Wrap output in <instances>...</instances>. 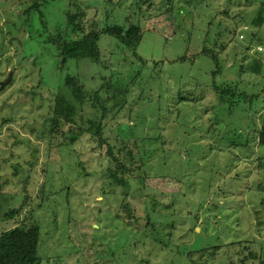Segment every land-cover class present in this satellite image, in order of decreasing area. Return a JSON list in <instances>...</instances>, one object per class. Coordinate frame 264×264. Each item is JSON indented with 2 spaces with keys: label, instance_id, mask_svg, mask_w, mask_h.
<instances>
[{
  "label": "rangeland",
  "instance_id": "rangeland-1",
  "mask_svg": "<svg viewBox=\"0 0 264 264\" xmlns=\"http://www.w3.org/2000/svg\"><path fill=\"white\" fill-rule=\"evenodd\" d=\"M78 1L0 0V81L14 71L9 83L0 89V216L7 209L6 202L16 208L23 201V195L28 196L18 215L9 221L0 220V232L19 224L37 222L40 226L39 264H119L110 251L116 248L117 240L119 244L128 235L124 229H131L137 233V239L141 238L143 230H150L144 228L146 213L154 219L170 222L169 216L160 218L159 212L152 210L150 204L154 198L167 205L176 200L178 213L173 218L174 227L170 229L175 245L183 240L185 247L191 249L223 243L226 246L240 238L264 242V228L259 233L254 231L251 208V205L260 206L256 199L264 198V189L259 193L254 188L257 170L249 165L248 157L236 159L234 154L239 152L235 148L232 153L226 142L203 131L207 123L202 116L195 117L193 102L188 103L185 108H192L187 109L189 113L182 114L178 122H175L173 110L172 122L159 123L155 110L157 93L163 92L168 82L165 92L176 94L178 83L176 75L168 77L167 73L162 74L164 77L159 78L160 82L156 77L161 65L152 63L153 59L171 60L183 55L186 47L182 38L188 30H192L188 56L194 60L193 56L202 48L203 30L207 26L205 13L210 11L212 14L218 8L228 10L233 19L219 17L224 18L222 23L227 26L224 34L213 38L215 31L210 33L211 42L217 43L215 49L223 48L221 58L225 62L221 60L220 77L214 78L213 85L204 84L203 90L206 105L221 104V97L214 87L216 84L221 88H233L240 68L233 66L232 55L238 53L239 61L243 54L238 46L250 45V53L258 50L264 59V23L260 29L248 25L264 0H200L201 9L193 6L195 0H83L80 7L90 8L82 19L87 28L126 27L138 19L143 38L136 52L148 62L143 64L132 59L130 54H121L115 46L116 39L102 34L99 40L102 65L88 59L69 60L61 70L54 41L77 37L76 33L68 32L71 29L66 28L65 15ZM191 8H195V13L190 12ZM252 30L258 31V37L250 40ZM189 65L182 66L179 72L189 70ZM213 65L212 61H206L200 68L191 67L190 71L197 77L206 76V73L209 76L208 71L214 68ZM67 73L85 81L87 89L99 85L103 81L101 75L113 89L124 90L130 86L140 92L138 101L132 95V102L137 101L139 105L135 114L147 116L148 124L162 134L155 142L154 151L148 150L150 156L145 157L149 162L146 170L155 175L148 183L140 181L143 165L135 163L127 170L113 167L108 162L105 147H97L89 136L70 143L62 127L51 131L52 104ZM254 82L258 83L255 88H260L264 76L261 82ZM149 95L157 102L149 103L146 100ZM224 96L229 98L228 94ZM169 102L174 108L175 102ZM235 107L233 114L226 118L221 134H231L236 143H244L248 118L241 108ZM163 111L166 115L167 110ZM259 115L255 114L252 120L255 126ZM126 120L131 121L122 118V121ZM132 121L135 122L133 117ZM141 127L139 123L138 131ZM125 148L119 150L121 161L128 160L133 153L130 146ZM121 176L126 179V185L114 182L115 177ZM232 176L234 179L230 178ZM25 179L26 192L22 188ZM260 180L264 185V169L260 172ZM41 184L44 189L38 191ZM219 190L221 193L217 196L214 191ZM197 211L199 218L195 219ZM193 226L201 233L194 234ZM159 232L166 234V227ZM143 238L141 242H145L146 247L130 246L124 256L128 260L122 264H134L139 256H148L145 251L151 240L150 237ZM126 244H131V240ZM231 248L228 251L221 248L224 254L208 264L230 262L235 258ZM255 249H259V243ZM152 256L150 264H160L163 255ZM168 262L185 264L182 259L173 257H169Z\"/></svg>",
  "mask_w": 264,
  "mask_h": 264
},
{
  "label": "trees",
  "instance_id": "trees-1",
  "mask_svg": "<svg viewBox=\"0 0 264 264\" xmlns=\"http://www.w3.org/2000/svg\"><path fill=\"white\" fill-rule=\"evenodd\" d=\"M80 2H83V0H79L77 3L74 2L72 4L74 5V9H67L65 15L67 24L66 28L71 29V31L68 32L76 33L77 37H65L62 41H54V46L57 49L58 58L60 60L59 69H65L69 60H75L78 62L82 59H88L92 63L100 65L102 51L99 40L102 34H108L116 39L115 46L122 51L121 54H130L132 59L136 58L137 61L140 60L143 64H147L148 60L141 58L136 52V48L139 46L143 38L142 27L141 24L138 23V19L135 20L136 22L134 23H128L126 27L113 25L103 28L100 26L98 28H87V24H83L82 19L86 17L89 7L81 8ZM193 6L201 9V1L195 0V5L193 4ZM195 8H191L190 12L194 11L193 13H195ZM220 16L230 19L234 18L228 10L221 11L219 8L215 9L212 14L209 13V15L206 16V18L208 17V20L206 24L207 26L203 30L204 39L202 41V48L200 52L193 56L194 60H190L188 56L192 30H188L185 37L182 38L186 47L183 55L171 60H152L154 66L157 65V63L161 65L159 70H157V79H162L164 77L162 74L167 73L168 77L176 75L175 78L178 83L176 94H168L165 92V88L169 86L168 82L165 83L164 91L157 93L158 103L155 105L156 117H158L159 123H163L164 120L168 123L172 122L170 117L174 110V119L175 122H178L182 114L186 115L189 113L187 112V109H191L192 107H185H187L189 102H193L196 110V112H194L195 117L200 115L202 116V119L206 121L205 123H207L206 129L203 131H207L214 139L226 142L230 146L229 149L232 153L235 152L233 151L235 148L236 151L239 152L234 154L236 159L248 157V160H250L249 165L257 170L255 174L257 181L254 184V188L259 192L264 189L262 180H260V172L264 169V83L257 89L255 86L258 83L254 82V80L259 82L262 81L264 76V59L261 52L258 50L254 53H250V45H237L238 48L241 49L240 53L243 54L239 61L238 53L232 55L233 66L240 68L238 76L234 79L233 88H221V85L217 86L215 84L214 88L220 95L223 104L218 103L212 106L206 105L207 98L203 93L204 84L213 85L214 78L220 77L219 70L221 69V60L225 62L224 59L221 58L223 48L216 50L215 47L217 46V43L211 42L213 40L210 38V33L212 31H215L213 38H216L217 36L224 34L225 30H227V26L223 25L225 23H222L224 18L221 19L219 18ZM125 17L128 19V16ZM263 23L264 2L260 4L256 14L250 18L248 25L251 28L260 29ZM191 26L193 28V21L191 22ZM252 37L257 38L258 31L255 32L252 30L249 39L251 40ZM205 58L208 59L206 61H212L214 63V68H211V70L208 71L210 77L207 73L206 76L203 77H197V74H191V67L197 66L200 68V64H206ZM186 64H190L189 70L186 68L185 71L181 70L180 73L179 69ZM166 67H168V72H166ZM153 69L155 71V67H153ZM173 69L177 70L178 73L173 71ZM183 72H185V74H183ZM98 74L100 73L98 72ZM248 75L250 76V79ZM100 78L103 81L99 85L87 89L85 81L81 80L77 75L70 73L65 74L63 83L55 94L51 108V116L49 119L51 131L62 127L63 134L67 137V140L70 143H75L82 136H89L97 147H105L104 151H106L108 162L119 170L130 169L135 163L137 166L143 165L144 174L143 177L140 178V181L141 183L146 184L151 179V176L155 175L149 174L146 170V166L149 162L148 159L145 160V157L150 156L148 150L151 149L150 152L154 151L153 147L155 142L162 137L161 131L157 133L154 130V127H151L148 124V120H146L147 116L135 114L139 109V105H137L136 102L141 96L140 92H135V88H131L130 86H127L124 90L113 89L108 80L104 81V77L101 75ZM209 78L211 81H208ZM161 81L162 80H160V82ZM223 83H225V80L221 82V84ZM226 94L229 95L228 99L224 96ZM132 95L134 100H137L135 103L132 102ZM146 98L149 103H154V100H157L155 98L153 99L151 95ZM170 100L175 102L173 106L174 108L170 107ZM183 102L184 104L182 105ZM224 104L226 106H223ZM235 105L241 108L244 115L248 118L246 125L247 133L244 143H236L231 134H221L225 120L233 114L236 108ZM163 110H167L166 115L163 114ZM223 110H226L225 114L223 113ZM246 111L247 113L245 114ZM255 114H260L257 126L254 125L255 121H252ZM132 117L135 122L132 121ZM122 118L130 119L131 121H122ZM128 122L131 125L128 124ZM139 123H141L142 127L138 131L137 127ZM147 126H150L149 129H147ZM179 126L180 125H178V127ZM193 127H196V125ZM129 146L132 148L133 153L129 155L128 160L121 161L122 154L119 150H122L125 147L127 150V147ZM211 149L215 148L211 147ZM126 150L124 151L126 152ZM230 178L234 179L233 176ZM113 180L117 185L127 184L126 179H124L123 176L115 177ZM22 183V188L26 192L27 180H23ZM43 189L44 184H41L38 191H42ZM163 191L164 189L161 190V193ZM214 192L219 196L221 190H219V192ZM27 198V194H24L23 201L16 208L8 206L9 204L7 205L6 202L5 207L7 209L5 212H2L0 220L9 221L18 215L21 212L23 205L26 203ZM256 200L259 202L260 206L251 205V208L254 219V231L259 233L261 229L264 228V198ZM175 201L176 200L171 201L170 204L167 205L164 204L161 199L157 201L153 198L152 202L150 200L152 210L154 209V211L159 212L161 215L160 218L163 216H167L168 218L169 216L170 222L167 223V220H161L158 218L154 219L153 216L146 213L143 217L144 228H150V230H143L142 233H144V235L139 238V240L136 238L137 233L133 232L131 229H124V231L128 232V235L119 244V240L116 241V248L110 251V255L115 257L114 259H117L119 264L127 262L128 258H124V256L130 251V246L140 247V245H142L143 247H146L147 244L141 241L144 240L143 237H150L151 243H148V249L145 251L148 253V256H139V259L137 260L138 262H143V264H150V259L153 257L152 255L161 254L163 256H161L160 264H171V262H168L169 257L182 259L185 264H208L210 262H216L217 258L224 254L223 251H228L230 247L235 251V258H231L230 262L223 264H264V242H254L253 238L251 240H241L242 238L236 239L227 243L226 246H223V243L218 245L194 247L192 249L185 247L183 240L176 245L173 244L171 241L172 232L170 229L174 227L173 218L178 213L177 206L174 203ZM124 207L126 208L127 205H124ZM126 213L129 214V210H127ZM187 213L189 214L190 211L188 210ZM197 213L194 214L195 219L199 218V213ZM164 223L166 225H164ZM164 226L167 229V233L161 235L159 231ZM192 232L194 234L197 233L194 226L192 227ZM131 233H133V235H131ZM200 233L201 230L197 234ZM128 240H131V244H126ZM144 243L146 245H144ZM258 243L259 249L257 250L255 247ZM157 244H160L159 248H157ZM221 248L224 250H220ZM39 250L40 226L35 221L19 224L0 232V264H39ZM131 256L134 257L135 255L131 254ZM138 262H135L134 264H137Z\"/></svg>",
  "mask_w": 264,
  "mask_h": 264
},
{
  "label": "water",
  "instance_id": "water-1",
  "mask_svg": "<svg viewBox=\"0 0 264 264\" xmlns=\"http://www.w3.org/2000/svg\"><path fill=\"white\" fill-rule=\"evenodd\" d=\"M13 73H14V71L11 70V71L8 73L6 79L3 80V81H0V89L3 88L7 83H9V81L11 80V77H12Z\"/></svg>",
  "mask_w": 264,
  "mask_h": 264
},
{
  "label": "crops",
  "instance_id": "crops-1",
  "mask_svg": "<svg viewBox=\"0 0 264 264\" xmlns=\"http://www.w3.org/2000/svg\"><path fill=\"white\" fill-rule=\"evenodd\" d=\"M209 13H210V12L208 11V12L205 13V15L208 16ZM205 18H206V17H205ZM207 20H208V17L206 18V23H207Z\"/></svg>",
  "mask_w": 264,
  "mask_h": 264
}]
</instances>
